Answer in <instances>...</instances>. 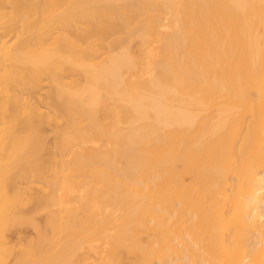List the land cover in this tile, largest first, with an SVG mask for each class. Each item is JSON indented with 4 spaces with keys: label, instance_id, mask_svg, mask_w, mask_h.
Here are the masks:
<instances>
[{
    "label": "bare ground",
    "instance_id": "obj_1",
    "mask_svg": "<svg viewBox=\"0 0 264 264\" xmlns=\"http://www.w3.org/2000/svg\"><path fill=\"white\" fill-rule=\"evenodd\" d=\"M122 253L264 264V0H0V264Z\"/></svg>",
    "mask_w": 264,
    "mask_h": 264
},
{
    "label": "rangeland",
    "instance_id": "obj_2",
    "mask_svg": "<svg viewBox=\"0 0 264 264\" xmlns=\"http://www.w3.org/2000/svg\"><path fill=\"white\" fill-rule=\"evenodd\" d=\"M118 36V35H116ZM137 42V40H135ZM80 76H76L78 78ZM110 119L104 118L103 123H108ZM109 125V124H108ZM107 125V126H108ZM52 136V134L49 135V137ZM187 181H190L192 178L189 176L186 177ZM26 210L23 212V214L30 218L31 222L28 223H21L19 225H16L12 229V233L16 236H19L21 238H29L32 239L34 242H39L40 234L37 232V228L40 232H45L48 230V227L46 225V209H40L38 210V206L35 203L29 204L26 206ZM36 227V229H35ZM132 257L126 253H122V262L125 264H129L130 259Z\"/></svg>",
    "mask_w": 264,
    "mask_h": 264
}]
</instances>
